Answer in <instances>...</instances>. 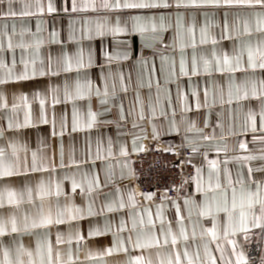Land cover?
<instances>
[{
  "label": "snow or ice",
  "instance_id": "6c2138e0",
  "mask_svg": "<svg viewBox=\"0 0 264 264\" xmlns=\"http://www.w3.org/2000/svg\"><path fill=\"white\" fill-rule=\"evenodd\" d=\"M67 7L63 8L64 12L84 13L81 17L83 21V30L78 44L85 39L92 41L93 39L111 36L114 40L118 37L123 39L117 40V43L130 48L132 38L138 37L145 49L151 50L152 55L158 54L162 47L165 51L177 49L180 52L179 59L175 55L169 59L167 55H161L160 65L157 67L153 63L149 74L148 87L151 90L152 80L151 72L158 73V77H163L161 81L156 80L157 96L156 101L159 103L161 93L165 96V103H171V93L166 87L172 83L177 84V96H180L179 79L182 76L191 75H213L219 73L228 77V98L225 100L223 87H217L213 91L211 99L207 89L204 93V100L201 104L197 98L196 108H205L209 115L214 107L219 105L221 108L225 104L231 105L234 101L240 103L242 101L257 100L259 101L258 111L249 108L246 119L242 125V133L251 131L252 144L254 148L249 149L248 143L238 141V149L242 154L229 157L228 145H215L217 153L223 152L225 155L222 161L224 167L221 170L218 167V160L208 161L210 165L207 187L204 186L201 177V168H196V176L191 179L196 182V191L202 199L192 197H184L183 204L186 209V216L181 212V204L177 200H171L165 190L160 198V203L156 207V218L160 221L159 226L153 219V213L149 206H144V213L147 215V221L144 215H134L129 213L131 226L128 227V221L124 218L118 220L115 231L111 222H106L103 228L98 226H90L87 230L77 228L74 233H69L65 239L63 232L60 230L61 225L71 224L100 215L99 212L93 211L92 203L87 204L86 215L83 207L74 203L66 204L60 207L58 200L61 195H68L62 192L59 182L55 184L53 191L51 182L45 185L43 180L39 181L35 188L29 185H23L21 190L11 187L7 181L17 177L29 176L38 172H52L56 170L55 163L46 156H39L36 151L31 152V156L27 155L28 148L26 145L19 144L13 139L7 142V148L0 146V250L3 251L4 259L0 264H36L33 259L34 253L40 257L39 264H76L73 258L71 246L75 241L77 252L80 250L82 242H88L102 236H111L109 244L104 248L93 253L89 249L87 259L97 260L101 264H106V258L113 255L123 254L127 257L125 264H217L216 258L212 255L208 243L203 244L205 258H202L199 246L193 253L189 252V240L193 243L196 239L195 224L199 223V218L212 217L213 227L204 229L201 236L210 233L215 241L217 237L216 227L218 222V214L223 213L227 218V224L224 229V236L229 235L236 237L242 235L245 241L250 239L252 229H259L264 238V0H66ZM0 5H5L2 12L3 17L15 18L32 17L36 13L31 11L35 8L36 12L55 14L58 12L57 0H47L46 4L41 0H35V3H23V7L16 11L15 0H0ZM91 13V15H89ZM191 13V22L185 24V16ZM241 13H245L242 17ZM197 14L204 17V24L199 29V40L196 38V18ZM220 16V22L211 26L216 27L219 31L216 35H210V22L215 17ZM232 18L231 21L229 18ZM39 27L37 32H39ZM172 34L171 42L166 39V33ZM15 33V25L12 26L11 34L8 26H4V36L7 37V46L3 39H0V112L6 114L7 129L0 128V140L4 139L5 131H13L25 127L30 122V111L25 114L24 124L17 123L13 125L11 116L8 113H16L23 104L30 109L28 105V97L25 94L19 96V103L15 98L11 105L8 102V95L3 91L4 86L11 83H18L35 78L37 75L50 76L53 78L60 77L62 74L67 75L74 70L77 72V79L73 84L65 80L63 85V99L58 95L60 89L58 86H51L52 107L56 104L72 102L71 125L69 128L68 117L66 113H62L59 118L60 126V168L75 167L77 170L81 164L88 163L87 160L76 161L74 153H70L69 162L65 163L63 136L65 129H69V134L82 130H91L99 124H113L117 128L120 122L125 121L123 106H119V120L113 121L102 119L112 112L109 106V100H115L119 85L120 92H127L128 85L122 72L113 75L111 65L113 62H119L121 59L128 60L130 55L128 51L123 53L121 57L112 55L105 51L106 64L100 66L101 76L100 84L94 86L91 79L85 77L81 82L79 72L94 66V59L91 46H89L87 59L83 47L77 48L75 53L63 52L60 56L53 57L49 54L47 63L43 59L40 60V66L37 68L36 59H25L22 55L19 62L16 60L15 48L26 50L30 45H26L21 33L20 43L13 45L12 34ZM58 33H51V43H59L56 40ZM246 38V39H245ZM70 40H75L74 35H70ZM221 41L232 42V50L228 52L226 49L216 50V45ZM44 43L42 39L37 38L35 41L36 55L40 53V47ZM211 43V58L201 54L197 57V48L203 47ZM188 49L192 50L191 60L189 64ZM12 53L11 67L6 62L7 53ZM17 63L19 71H17ZM147 65V59L141 61ZM104 67H108L109 71L104 72ZM240 74L238 78L237 74ZM130 79V77H129ZM111 81V84L109 83ZM102 85V86H101ZM138 88L144 87L141 77L137 84ZM234 90V91H233ZM39 97V93H37ZM88 100L86 120L76 107V102L84 99ZM95 98L99 103V111L92 108V99ZM139 92H137V100L139 101ZM151 99V97H150ZM153 117L156 114V108L151 106ZM39 118L43 123H48L46 113V98H39ZM188 106L182 108V112H187ZM131 113H128L130 115ZM160 115L166 116L165 107L161 105ZM223 115V112L219 114ZM144 110L141 106L139 119L143 120ZM53 135H56L55 128L57 118L55 113L52 116ZM207 124V121H206ZM185 135L183 143L179 145L182 148H189L193 154L200 151L205 146H211L212 141L216 139L215 135H206L201 129H196L195 123L187 120L182 116L181 121L177 124L175 120V111H173V119L170 121L169 132L180 134L181 127ZM221 129L223 124L219 125ZM137 127L133 123V128ZM194 129L200 132V140L204 144L197 145L190 139L187 133ZM259 131L260 135H255ZM231 135H237L234 131ZM156 126L153 125V139L159 138ZM146 138V137H144ZM137 139L132 140V152L130 153L126 146H121L119 154L124 158L121 165L119 180L139 179L130 161L131 154H139L146 151L143 145L137 146ZM221 139H225L221 136ZM10 149V153L8 152ZM160 151V149H156ZM164 151L176 154L173 146L165 148ZM25 155L21 157L20 153ZM108 157H112V142L108 141L107 149ZM104 159L100 155L99 142L95 157L92 159L93 165L96 161ZM190 162V161H189ZM234 163L236 167L233 176L232 169L228 166ZM113 166H109L105 173V180L102 184L99 174L93 175L91 178L88 173L83 176L87 181L86 187L81 182L78 183L75 175L66 176L65 179L71 180V195L75 197L77 190L82 197H91L95 191L104 187H108L113 182L115 173ZM223 175V180H222ZM189 183L188 180L183 181L175 191L182 192L184 185ZM127 191V203L123 196L119 202H112L105 205L108 213H116L125 209H136L140 206L136 199V192L133 188L125 185ZM119 192V188L116 189ZM57 198L56 211L53 214L52 205L49 203L47 212L45 211L44 201L52 196ZM140 195L148 201H152L155 197L154 192H141ZM37 199L39 203H37ZM172 203L175 208V220L178 225V232L173 230L170 221H165L164 204ZM24 204L32 205L33 212L21 211ZM13 209L6 216L5 209ZM194 213L197 220L193 223L191 236L185 227V220L193 222ZM67 217V219L65 218ZM57 229L55 235V243L52 242L51 229ZM44 230L41 236L39 233ZM32 237L34 247H26L23 243V237ZM11 238V245L5 244L4 238ZM183 242V252L179 249L180 243ZM227 243L232 245V255L235 256V264H249L248 258L242 250H237L238 240L228 239ZM69 245L67 261L62 259L60 248L62 245ZM13 247L15 248L16 259L12 261L10 255ZM217 250L221 252V261L223 264H233L231 259L225 261L223 249L219 244L216 245ZM161 249H171L167 258L161 255ZM155 256V259H154ZM82 264V262H81ZM261 264H264V257L261 258Z\"/></svg>",
  "mask_w": 264,
  "mask_h": 264
},
{
  "label": "crops",
  "instance_id": "0c3cea01",
  "mask_svg": "<svg viewBox=\"0 0 264 264\" xmlns=\"http://www.w3.org/2000/svg\"><path fill=\"white\" fill-rule=\"evenodd\" d=\"M42 3L46 4L47 0H41ZM23 3H35V0H15L14 10L19 11L23 7ZM58 12L55 14H47V13H39L36 12V9L33 7L30 10L36 13L32 17H8L5 18L2 15V12L5 10V5H0V39L4 40L5 47L7 46V37L4 36V26H8V31L11 34L12 26L15 25V33L12 34V42L13 45H17L20 43L21 33H23L24 43L26 45H30L26 50H21L19 47L15 48V56L17 62H19L20 57L23 55L25 59L35 58L37 68L40 66V60L43 59L45 63H47V58L49 54L53 57L60 56L63 52L75 53L77 48L83 47L85 52V59H87V53L89 46H91L94 66L92 68L84 69L79 72V79L81 82L84 81L85 77L91 79L94 83V86L100 84V76H101V67L106 64L105 61V51L111 53L112 55H120L123 56L125 51L129 52L130 59L123 60L121 59L119 62H113L111 65V71L115 76L118 72H122L125 78V83L128 85L127 92H120L119 85L117 87L118 95L115 100H109V106L112 107V112L107 117H103L102 119L108 120H119V106L122 105L125 115L127 119L125 121L120 122V127L117 128L116 124H99L98 126H94L91 130H82L76 133L69 134V129H65V134L63 136L64 143V155H65V163L69 162L70 153H74V157L76 161L87 160L88 163L81 164L80 168L77 170L75 167L70 168H60V143L61 137L60 126H59V118L62 113H66L69 122V128L71 125V112L73 104L72 102L56 104L55 107H52V99L49 88L51 86H58L60 91L58 93L59 97L63 99V85L65 80H67L70 84H73L77 79V72L74 70L73 72L67 75H61L60 77H50V76H39L37 75L35 78L21 81L18 83H11L4 86L3 91H5L8 95V102L11 105L14 101L19 103V96L21 94H25L28 97V105H30V109L25 107L23 104L20 109L17 110L16 113H8L7 115L11 116L13 125L20 123L24 124L25 114L30 111V122L27 126L15 129L13 131H5V136L3 140H0V146L7 148V142L11 138L17 141L19 144L26 145L28 148L27 155L31 156V152L36 151L39 156H46L50 160H52L56 165V170L52 172L44 171L33 173L29 176L25 177H17L13 178L7 183L17 189L21 190L23 185H29L33 188L39 183V181L43 180L45 185L47 186L49 182L52 184L53 191H55V184L57 182L60 183L62 192L68 193V195H61L59 197L58 203L61 208H63L66 204L74 203L77 206L83 207L86 209L87 204L89 202L92 203L93 211L99 212L100 215L86 218L81 221L72 222L71 224L61 225L60 230L63 232L65 239H67L68 234L74 233L77 228L81 230H87L90 226H98L103 228L106 222H111L113 227V231H115L117 222L119 219L124 218L128 221V227L131 226L129 213L134 215H144L145 221H147V215L144 213V206H149L151 212L153 213V219L157 226H159L160 221L156 218V207L159 203H153L151 201L145 200L142 196L137 195L136 199L139 201L140 206L136 209H125L116 213H108L105 207L106 204L112 202H119L121 196H123L125 202L127 203V191L125 185L134 188V185L130 180H119L118 177L121 172V165L124 162V158L120 156L119 151L120 147L126 146L129 152H132V140L134 137H139L136 143L139 147L140 145L145 144L147 138L152 137L153 125L156 126L157 132L160 134L157 139L161 145H173L175 142L179 140L180 137H184L185 132L183 130V126L181 127L180 134H176L175 132H169L170 121L173 119V111H175V120L177 124L180 123L182 116L187 120L195 123L196 129H201L206 135H215L216 139L212 141L211 146H205L200 149L199 152L195 153L192 157L191 162L195 165V168H201V177L202 182L205 187H207L208 183V175L210 170V165L208 161L210 160H218V167L222 170L224 165L222 161L225 158L223 152L217 153L215 150V145L223 146L224 143H227L229 151L228 156L231 157L233 155L242 154L241 150L238 149V141H244L248 143L249 149L255 147L252 144V136L253 133L251 131L247 133H242V125L246 119L247 112L249 108H254L257 111L259 106V101L250 100V101H242L240 103H236L235 101L229 105L225 104L221 108L219 105L214 107L211 111V115H209L208 110L205 108H200L197 110V98H199L200 103H203L204 93L207 89L209 93V99H211L213 91L217 87H223L225 100L228 98V77L225 75H220L219 73L213 75H191V76H182L180 77L179 83V91L180 96H177V84L174 82L166 87L170 90L171 93V103H165V96L163 92L161 93V98L159 103L156 101L157 90H156V80L159 78L161 81L163 77H158V73L151 72V80L152 87L151 90L148 87L149 82V74L152 68L153 63L157 67L160 65V57L161 55H167L169 59L173 55L176 56L177 61L180 56V52L178 50V46L176 51L174 52L172 49H168L165 51L162 47L160 48L157 55L153 56L152 51L145 49L143 47L142 41L138 37L132 38V42L130 43V48L126 49L124 46L117 43V40L123 39V37H118L114 40L111 36H107L103 38V42H101L100 38L93 39L92 41L84 40L82 43H77L76 41L80 40L82 30H83V21L81 17L85 15L84 13H70L64 12L63 8L68 6L66 0H57ZM91 15V13H89ZM191 13H187L185 16V24L191 22ZM245 13H241L243 17ZM231 21V17L229 18ZM220 22V16L217 15L214 21L210 22L209 32L210 35H216L218 33V29L214 26H211L214 23ZM204 24V17L200 14H197L196 18V38L199 40V29ZM39 27L40 31L37 32V28ZM56 32L58 35L56 36V40L59 43H51L52 36L51 33ZM70 35L75 36V40H70ZM166 39L171 42L172 34L166 33ZM42 39L44 43L40 47L39 55H36V39ZM246 39V38H245ZM136 47V48H135ZM212 45L209 43L206 46L198 47L197 57L201 54H204L211 58ZM217 52L221 49H226L228 52L232 50V42L230 41H221L216 46ZM192 50L188 49V60L190 64ZM147 59V65L141 63L142 60ZM12 53H7L6 62L11 67ZM17 71H19V64L17 63ZM104 72H108L109 68L104 67ZM3 70H0V74H2ZM238 78L240 74H237ZM130 77V79H129ZM143 79L144 87L138 88L137 84L140 79ZM111 84V81L109 82ZM102 86V85H101ZM234 91V90H233ZM137 92H139V101L137 100ZM39 93V97L37 96ZM46 98V113L48 118V123H43L39 118V98ZM151 97V99H150ZM92 108L94 111H99V103L98 100L93 98ZM187 104L188 111L182 112V108ZM151 106L156 108L155 117L152 115ZM161 105L165 107V111L167 112L166 116L160 115ZM88 100L85 98L84 100H80L76 102V107L81 113V116L84 120H86V112H87ZM141 106H143L144 116L143 120L139 119V112L141 110ZM223 112V115L219 114ZM55 113L57 118V124L55 128L56 135H53V127H52V116ZM128 113H131L128 115ZM6 114L0 112V128L7 129V120L5 118ZM207 121V124H206ZM133 123L137 125V127L133 128ZM223 124V128L219 125ZM194 129L192 132L187 133L188 137L192 139L197 145L204 144L203 141L200 140V132ZM235 132L237 135L233 136L230 133ZM261 133L257 131L255 135H260ZM223 136L225 139H221ZM146 137V138H144ZM111 139L112 142V157H108L107 149H108V141ZM99 142L100 155L104 158L102 160H98L93 165L92 159L96 155L97 146ZM10 149L8 152L10 153ZM21 157L25 155L24 152L20 153ZM135 153L131 154L130 161L132 162V156ZM109 166H113V172L115 173L113 177V182L109 183L108 187H104L98 191H95L91 197H82L79 193V189L75 197L71 195V180L65 179L66 176L72 177L75 175V178L78 183H83L86 187L87 181L85 180L83 174L88 173L91 178L95 174H99V178L101 183H104L105 173L108 170ZM133 166V163H132ZM232 169L233 176L235 175L236 165L231 163L228 165ZM196 176V174H195ZM223 180V175H222ZM119 188V192L116 189ZM185 197H192L195 199H202V197L196 191V182L193 180L192 182V193L191 195ZM183 198L181 197L177 202L181 204V212L186 216V209L183 204ZM177 200V199H174ZM37 203L39 200L37 199ZM49 203L52 205L53 214L56 211L57 198L53 195L50 199L46 198L44 201L45 211L47 212ZM13 209H5V216L11 212ZM164 216L165 221H170L174 231L178 232V225L175 220V208L172 203L165 202L164 204ZM21 211L33 212L34 208L32 205L24 204L21 206ZM67 219V217H65ZM197 220V217L194 213L193 222H189L185 220V227L191 236L193 223ZM227 224V218L225 214H218V222L216 227L217 239L214 241L210 233H207L201 236V232L204 229H211L213 227L212 217H203L199 218V223L195 224L196 229V239L195 242L190 239L189 240V252L193 253L196 250V246H199L200 255L202 258H205L203 244L208 243L211 249L212 255L216 258L217 264H223L221 261V252L217 250L216 245L219 244L223 249V255L225 261L231 259L233 264H235V256L232 255V245L227 243L228 239H237L238 247L237 250H242L245 253L246 258L249 260V264H261V258L264 257V238H262L261 232L259 229H252L250 234V239L245 241L242 235H238L233 237L229 235L227 238L224 236V229ZM57 229L53 227L51 229L52 232V242L55 243V235ZM41 236L44 234V230H41L39 233ZM112 237L102 236L99 238H95L88 242H82L80 245V250L77 252L75 241L71 246L72 254L74 260H76V264H101L100 261L97 260H88L87 255L89 249L93 253L104 248L110 242ZM5 244L11 245V238H4ZM23 243L26 247H34V241L32 237L25 236L23 237ZM255 247H260L259 251V261L258 262H250V255ZM179 249L181 253L183 252V242L180 243ZM68 250L69 245H62L60 251L62 253V259L67 261L68 259ZM171 249H161V255L165 259ZM3 251L0 250V261H3ZM10 259L15 261L16 253L15 248L13 247ZM33 259L36 261V264H39L40 257L34 253ZM127 257L123 254L113 255L106 258V264H125ZM155 259V256H154ZM186 264V261H185Z\"/></svg>",
  "mask_w": 264,
  "mask_h": 264
},
{
  "label": "built area",
  "instance_id": "2783aa9c",
  "mask_svg": "<svg viewBox=\"0 0 264 264\" xmlns=\"http://www.w3.org/2000/svg\"><path fill=\"white\" fill-rule=\"evenodd\" d=\"M180 137L173 145L176 154L164 151L167 145H161L157 139L147 138L144 144L146 151L132 156L133 168L139 179L130 180L134 185L135 192H154L155 197L151 201L160 203V198L165 190L171 200L185 197L192 193V177H195L196 168L191 162L193 153L189 148L179 147L183 143ZM160 149V151H156ZM190 161V162H189ZM189 183L184 185L182 192L175 191L183 181ZM260 247H255L250 255V262H258Z\"/></svg>",
  "mask_w": 264,
  "mask_h": 264
},
{
  "label": "water",
  "instance_id": "95a60500",
  "mask_svg": "<svg viewBox=\"0 0 264 264\" xmlns=\"http://www.w3.org/2000/svg\"><path fill=\"white\" fill-rule=\"evenodd\" d=\"M136 48V47H135Z\"/></svg>",
  "mask_w": 264,
  "mask_h": 264
}]
</instances>
